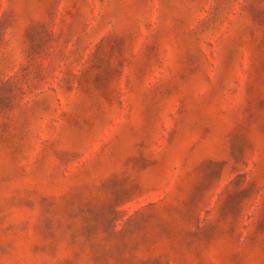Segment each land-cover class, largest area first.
Wrapping results in <instances>:
<instances>
[{"label": "rangeland", "instance_id": "obj_1", "mask_svg": "<svg viewBox=\"0 0 264 264\" xmlns=\"http://www.w3.org/2000/svg\"><path fill=\"white\" fill-rule=\"evenodd\" d=\"M0 264H264V0H0Z\"/></svg>", "mask_w": 264, "mask_h": 264}]
</instances>
